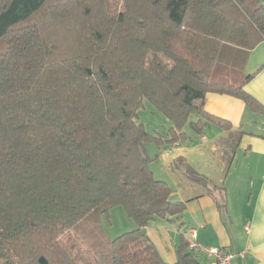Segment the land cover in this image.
Listing matches in <instances>:
<instances>
[{
    "label": "trees",
    "instance_id": "obj_1",
    "mask_svg": "<svg viewBox=\"0 0 264 264\" xmlns=\"http://www.w3.org/2000/svg\"><path fill=\"white\" fill-rule=\"evenodd\" d=\"M263 39L264 0H0V264H168L144 227L186 206L145 143L212 122L228 167L245 132L207 113L205 95L264 105L243 90L252 74L210 75L223 45ZM144 98L172 123L166 140L137 120ZM121 205L135 229L109 240L100 216ZM187 246L180 235L175 264H200Z\"/></svg>",
    "mask_w": 264,
    "mask_h": 264
},
{
    "label": "crops",
    "instance_id": "obj_2",
    "mask_svg": "<svg viewBox=\"0 0 264 264\" xmlns=\"http://www.w3.org/2000/svg\"><path fill=\"white\" fill-rule=\"evenodd\" d=\"M226 66L242 70L243 75L228 76L231 74L225 72ZM248 74L252 77L243 90L264 105V39L251 50L223 45L210 80L241 85ZM205 96L203 109L207 113L229 121L233 129L240 127L245 134L226 168L219 140L227 132L215 123L208 122L201 133H196L199 138L184 131L186 139L171 142L166 150L169 154L176 152L165 158L169 168L183 170L184 174L188 163L205 175L208 183L197 184L184 174L189 181L177 182L179 192L173 196L171 189L169 196L171 201L185 202L184 211L169 219L150 221L144 227L145 234L168 264L177 262L180 235L188 239L191 229L196 231L199 243L236 254L231 264H264V116L252 112L237 97L212 92ZM194 117L192 121L197 119ZM127 227L129 230L122 232L135 229V223H128ZM199 261L207 264L204 258Z\"/></svg>",
    "mask_w": 264,
    "mask_h": 264
},
{
    "label": "rangeland",
    "instance_id": "obj_3",
    "mask_svg": "<svg viewBox=\"0 0 264 264\" xmlns=\"http://www.w3.org/2000/svg\"><path fill=\"white\" fill-rule=\"evenodd\" d=\"M108 9H110V11L114 10L112 9L111 6H109ZM150 61H151V56L149 55L146 66H149ZM225 72L231 74L228 76L234 75L235 78L243 75L242 70L234 67L231 69L230 66H226ZM137 111H138L137 120L145 125L146 130L149 133L154 134L156 136L159 135L161 136V138H163V140H166L168 138L167 131L172 123H170L160 111L155 109L146 98H144L143 100L142 107H140ZM194 118H195L194 115H192L191 120H194ZM209 126H211L212 128H216L213 125H209ZM183 130L186 131L189 135H191L192 138L194 136L196 138H199L189 128L188 125L185 128H183ZM166 136L167 138L165 139ZM168 145H170V143L168 142H164L163 144H159L156 141L145 143L146 150H148L150 156L153 158L150 161V168L153 172V176H155L157 180L161 179L166 181L169 187L172 189L174 196V194L179 192L178 189L176 188V183L177 182L184 183V182H188L189 180L182 173L183 170H175L169 168L165 158L171 154H175L176 151L169 154L166 150ZM219 146L222 147V144H220ZM198 187H200V189L202 188V186H198ZM100 217H101L100 218L101 230H103L106 238L109 240L120 235L122 231L129 230L127 229L129 228L127 227V224L133 222V219L127 214L125 208L122 205L112 207L108 211V214H101ZM184 226H185L184 228L187 227V222L184 224Z\"/></svg>",
    "mask_w": 264,
    "mask_h": 264
},
{
    "label": "built area",
    "instance_id": "obj_4",
    "mask_svg": "<svg viewBox=\"0 0 264 264\" xmlns=\"http://www.w3.org/2000/svg\"><path fill=\"white\" fill-rule=\"evenodd\" d=\"M188 239V250L198 259L204 258L207 264H231L232 258L236 255L219 247H210L199 243L196 231L193 229L189 230ZM239 255L242 256L243 252H240Z\"/></svg>",
    "mask_w": 264,
    "mask_h": 264
}]
</instances>
